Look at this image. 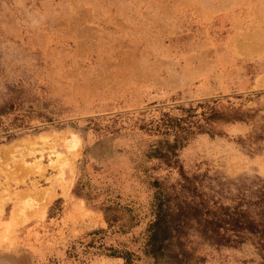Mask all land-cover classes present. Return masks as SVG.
I'll return each mask as SVG.
<instances>
[{"label":"rangeland","instance_id":"rangeland-1","mask_svg":"<svg viewBox=\"0 0 264 264\" xmlns=\"http://www.w3.org/2000/svg\"><path fill=\"white\" fill-rule=\"evenodd\" d=\"M109 1L0 0V264H264V0Z\"/></svg>","mask_w":264,"mask_h":264},{"label":"crops","instance_id":"crops-1","mask_svg":"<svg viewBox=\"0 0 264 264\" xmlns=\"http://www.w3.org/2000/svg\"><path fill=\"white\" fill-rule=\"evenodd\" d=\"M180 1L181 0H110L108 3L109 5H106L105 9L100 11L95 10L94 15H96V18L98 19L103 15L109 17L112 20H116L118 22L117 24L119 25L120 30L125 33L133 32V26H137V24H139H131L133 23V20L145 18V13L139 15L140 17H138L137 13L141 11H145L147 13L160 12L162 13L161 18L167 20V25L175 26L180 13ZM217 1L219 0H216V2L214 3L216 5L212 7L199 5L197 0H194V4H197L196 8L198 7L197 9L201 10L204 13H213L228 10L226 9V7H219ZM105 12L108 15H104ZM154 16L157 17V15ZM171 19L177 20L173 23L169 21Z\"/></svg>","mask_w":264,"mask_h":264},{"label":"bare ground","instance_id":"bare-ground-1","mask_svg":"<svg viewBox=\"0 0 264 264\" xmlns=\"http://www.w3.org/2000/svg\"><path fill=\"white\" fill-rule=\"evenodd\" d=\"M259 39V38H258ZM258 41V40H257ZM256 42V41H255ZM257 43V42H256ZM260 43V42H259ZM8 149V148H7ZM6 151V150H5ZM8 151V150H7ZM30 166V165H29ZM33 168V167H32Z\"/></svg>","mask_w":264,"mask_h":264}]
</instances>
